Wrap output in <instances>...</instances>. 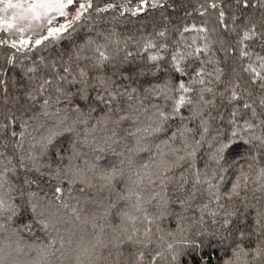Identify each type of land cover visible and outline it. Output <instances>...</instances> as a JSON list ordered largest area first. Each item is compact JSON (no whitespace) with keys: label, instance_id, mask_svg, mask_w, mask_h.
<instances>
[{"label":"snow or ice","instance_id":"1","mask_svg":"<svg viewBox=\"0 0 264 264\" xmlns=\"http://www.w3.org/2000/svg\"><path fill=\"white\" fill-rule=\"evenodd\" d=\"M170 7L0 0V264H264V0Z\"/></svg>","mask_w":264,"mask_h":264},{"label":"trees","instance_id":"2","mask_svg":"<svg viewBox=\"0 0 264 264\" xmlns=\"http://www.w3.org/2000/svg\"><path fill=\"white\" fill-rule=\"evenodd\" d=\"M103 2V0H101ZM117 3L121 2V0H116ZM134 2V0H133ZM198 0H169V3L172 7L168 8L163 16L161 15L160 11L149 12L147 16H141L140 19H133L131 21H126L122 27L126 26L128 30L134 31L138 27H146L151 29L153 25L162 26L165 23L171 27L174 24H180L185 19H196L199 22V17L193 14L192 17H185V9H191V7L196 4ZM203 2V0H200ZM233 0H224L225 4L231 3ZM16 76L18 78V73H13L9 71V77ZM250 223V221H249Z\"/></svg>","mask_w":264,"mask_h":264}]
</instances>
